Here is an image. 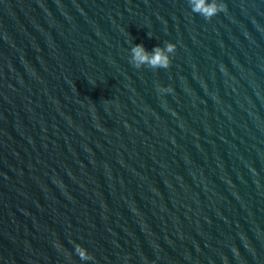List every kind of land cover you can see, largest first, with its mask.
I'll return each mask as SVG.
<instances>
[{
  "label": "water",
  "instance_id": "water-1",
  "mask_svg": "<svg viewBox=\"0 0 264 264\" xmlns=\"http://www.w3.org/2000/svg\"><path fill=\"white\" fill-rule=\"evenodd\" d=\"M218 2L0 0V264H264V0Z\"/></svg>",
  "mask_w": 264,
  "mask_h": 264
},
{
  "label": "clouds",
  "instance_id": "clouds-1",
  "mask_svg": "<svg viewBox=\"0 0 264 264\" xmlns=\"http://www.w3.org/2000/svg\"><path fill=\"white\" fill-rule=\"evenodd\" d=\"M188 2L193 12L198 13L205 19L209 20L219 12L226 10V5L218 2V0H188ZM175 50L176 45L171 42L166 43L163 48L159 46L154 47L151 53L145 49L143 44H135L131 48L132 56L130 63H132L137 69L145 65L152 69H167L170 67L172 62L169 54L174 53ZM158 90L161 93L173 91L171 87H161ZM75 252L81 260L93 259V257L88 254L87 250L79 244L75 245Z\"/></svg>",
  "mask_w": 264,
  "mask_h": 264
}]
</instances>
